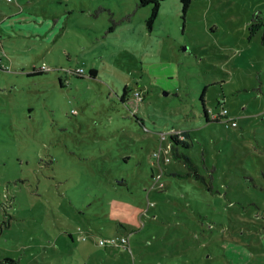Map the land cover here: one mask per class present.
<instances>
[{
	"label": "rangeland",
	"instance_id": "374dc122",
	"mask_svg": "<svg viewBox=\"0 0 264 264\" xmlns=\"http://www.w3.org/2000/svg\"><path fill=\"white\" fill-rule=\"evenodd\" d=\"M150 14L0 0V260L264 264V0Z\"/></svg>",
	"mask_w": 264,
	"mask_h": 264
},
{
	"label": "trees",
	"instance_id": "16d2710c",
	"mask_svg": "<svg viewBox=\"0 0 264 264\" xmlns=\"http://www.w3.org/2000/svg\"><path fill=\"white\" fill-rule=\"evenodd\" d=\"M163 1L164 0H139L140 6H143V7L144 6H150L151 7V14H150L149 19L147 20L148 28H151L154 20L156 19L157 15H158L160 5ZM180 1L182 3L183 14H185L187 12L189 6H190L191 0H180ZM259 26H263L261 24V22L259 23ZM262 42L264 45V36L262 37ZM39 73H41V72H34L33 75L39 74ZM91 76H94L93 70H91ZM205 117H206L207 122H218L219 120H223L226 127L232 126L231 121H227V119H228L227 112H226V114H222V113L210 114L207 111H205ZM191 146L192 145L190 142L189 133L187 131H177L175 133L170 134V136H169V147L167 150L171 154L173 159H176L177 161H179V160L183 161L185 166L189 169V172H191L195 177H198L197 170H196L197 166L192 162L191 158L186 156L185 154H182L179 152V147L189 149ZM168 161H170V159ZM152 176L155 177L154 174ZM122 230H123L122 227L119 230H117L119 237H125V236H123ZM0 233H1V231H0ZM119 237H117V238H119ZM102 247H106V246H102ZM124 249H126V248H124ZM128 251L131 252L130 249ZM0 264H17V262L12 260V259L6 258L3 260H0Z\"/></svg>",
	"mask_w": 264,
	"mask_h": 264
},
{
	"label": "built area",
	"instance_id": "2783aa9c",
	"mask_svg": "<svg viewBox=\"0 0 264 264\" xmlns=\"http://www.w3.org/2000/svg\"><path fill=\"white\" fill-rule=\"evenodd\" d=\"M8 2L10 0H7ZM222 114H226V111H223ZM227 121H231V125L232 126H235L236 123H235V120L234 119H231V118H228ZM154 156H158V154H155L154 153ZM165 161H168V159L166 158ZM159 178V176H157V179ZM100 246H114V247H123V248H126L127 250H129V247H128V238L126 237H113V238H110V239H101L98 243Z\"/></svg>",
	"mask_w": 264,
	"mask_h": 264
},
{
	"label": "water",
	"instance_id": "95a60500",
	"mask_svg": "<svg viewBox=\"0 0 264 264\" xmlns=\"http://www.w3.org/2000/svg\"><path fill=\"white\" fill-rule=\"evenodd\" d=\"M122 231H125L124 229Z\"/></svg>",
	"mask_w": 264,
	"mask_h": 264
},
{
	"label": "crops",
	"instance_id": "0c3cea01",
	"mask_svg": "<svg viewBox=\"0 0 264 264\" xmlns=\"http://www.w3.org/2000/svg\"><path fill=\"white\" fill-rule=\"evenodd\" d=\"M241 254V252H239Z\"/></svg>",
	"mask_w": 264,
	"mask_h": 264
}]
</instances>
